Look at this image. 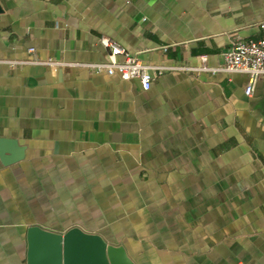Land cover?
Returning a JSON list of instances; mask_svg holds the SVG:
<instances>
[{
    "label": "crops",
    "instance_id": "0c3cea01",
    "mask_svg": "<svg viewBox=\"0 0 264 264\" xmlns=\"http://www.w3.org/2000/svg\"><path fill=\"white\" fill-rule=\"evenodd\" d=\"M264 0H0V264L26 229L78 227L134 264H264V77L164 71L143 90L84 67L101 35L149 63H223ZM165 48V50H164Z\"/></svg>",
    "mask_w": 264,
    "mask_h": 264
},
{
    "label": "built area",
    "instance_id": "2783aa9c",
    "mask_svg": "<svg viewBox=\"0 0 264 264\" xmlns=\"http://www.w3.org/2000/svg\"><path fill=\"white\" fill-rule=\"evenodd\" d=\"M264 32V21L259 23ZM98 44L107 51V60L101 62H76L39 60L35 56V48L31 47L28 52L31 58L26 60H6L9 68H14L24 63H36L47 65L51 68L63 67H84L90 72H101L107 76L117 75L121 80L136 79L143 90H148L157 74L178 70L190 73H216L224 72L228 77L233 74H244L247 78L245 94L251 95L253 84L258 77H264V35L257 39H233L229 47L222 52L223 63L218 66H210L207 63V55L196 57L194 64H166L149 63L142 60L137 54L130 53L114 39L101 35ZM165 50V48H164Z\"/></svg>",
    "mask_w": 264,
    "mask_h": 264
},
{
    "label": "water",
    "instance_id": "95a60500",
    "mask_svg": "<svg viewBox=\"0 0 264 264\" xmlns=\"http://www.w3.org/2000/svg\"><path fill=\"white\" fill-rule=\"evenodd\" d=\"M25 235L26 264H134L123 247L76 226L56 232L32 225Z\"/></svg>",
    "mask_w": 264,
    "mask_h": 264
}]
</instances>
